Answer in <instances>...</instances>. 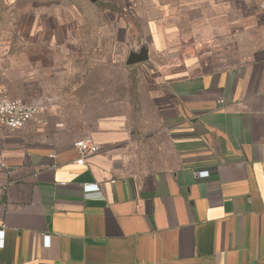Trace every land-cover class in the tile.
I'll return each mask as SVG.
<instances>
[{
  "label": "crops",
  "instance_id": "0c3cea01",
  "mask_svg": "<svg viewBox=\"0 0 264 264\" xmlns=\"http://www.w3.org/2000/svg\"><path fill=\"white\" fill-rule=\"evenodd\" d=\"M235 32L244 61L171 52L152 116L96 118L86 160L75 137L1 133L0 264H264V27Z\"/></svg>",
  "mask_w": 264,
  "mask_h": 264
},
{
  "label": "rangeland",
  "instance_id": "374dc122",
  "mask_svg": "<svg viewBox=\"0 0 264 264\" xmlns=\"http://www.w3.org/2000/svg\"><path fill=\"white\" fill-rule=\"evenodd\" d=\"M263 2L0 0V84L13 97L44 105L30 124L76 141L106 114L136 113L144 105L152 116L151 81L171 52L179 61L185 54L209 55L210 66L244 61L224 41L238 29L247 40L253 28L260 33ZM219 23L224 27L215 32ZM143 50L146 61L127 64Z\"/></svg>",
  "mask_w": 264,
  "mask_h": 264
},
{
  "label": "built area",
  "instance_id": "2783aa9c",
  "mask_svg": "<svg viewBox=\"0 0 264 264\" xmlns=\"http://www.w3.org/2000/svg\"><path fill=\"white\" fill-rule=\"evenodd\" d=\"M263 18H264V2ZM224 100H220L223 102ZM45 111V107L41 102H28L23 98L13 97L4 85L0 84V134L5 130L15 131L25 127L29 122L38 119ZM74 145L80 153V160L97 154L101 150V146L92 137L87 136L80 138L74 142ZM5 166V162H0V169ZM200 176L209 175V171H201ZM84 192L87 196H101L100 186L98 184H86ZM46 245L50 244V235L44 237ZM5 244V230L0 228V246Z\"/></svg>",
  "mask_w": 264,
  "mask_h": 264
},
{
  "label": "water",
  "instance_id": "95a60500",
  "mask_svg": "<svg viewBox=\"0 0 264 264\" xmlns=\"http://www.w3.org/2000/svg\"><path fill=\"white\" fill-rule=\"evenodd\" d=\"M148 59V52L146 50L141 51L139 54H134L129 56L127 60V64H135V63H140L144 62Z\"/></svg>",
  "mask_w": 264,
  "mask_h": 264
}]
</instances>
